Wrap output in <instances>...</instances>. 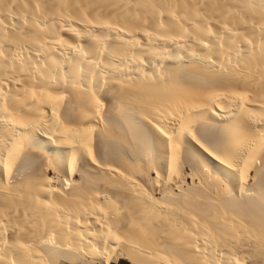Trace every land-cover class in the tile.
Segmentation results:
<instances>
[{
  "label": "bare ground",
  "instance_id": "6f19581e",
  "mask_svg": "<svg viewBox=\"0 0 264 264\" xmlns=\"http://www.w3.org/2000/svg\"><path fill=\"white\" fill-rule=\"evenodd\" d=\"M246 245L264 248V0H0V264H237Z\"/></svg>",
  "mask_w": 264,
  "mask_h": 264
},
{
  "label": "rangeland",
  "instance_id": "374dc122",
  "mask_svg": "<svg viewBox=\"0 0 264 264\" xmlns=\"http://www.w3.org/2000/svg\"><path fill=\"white\" fill-rule=\"evenodd\" d=\"M237 264H264V248L246 245L243 248H235ZM113 262V263H112ZM109 264H132L123 259L110 261Z\"/></svg>",
  "mask_w": 264,
  "mask_h": 264
}]
</instances>
